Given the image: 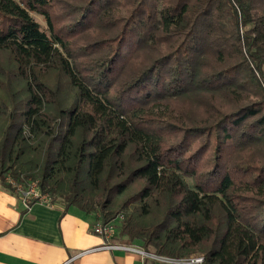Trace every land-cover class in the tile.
Listing matches in <instances>:
<instances>
[{
    "label": "trees",
    "instance_id": "trees-1",
    "mask_svg": "<svg viewBox=\"0 0 264 264\" xmlns=\"http://www.w3.org/2000/svg\"><path fill=\"white\" fill-rule=\"evenodd\" d=\"M0 51V188L264 264V0H0Z\"/></svg>",
    "mask_w": 264,
    "mask_h": 264
},
{
    "label": "crops",
    "instance_id": "crops-1",
    "mask_svg": "<svg viewBox=\"0 0 264 264\" xmlns=\"http://www.w3.org/2000/svg\"><path fill=\"white\" fill-rule=\"evenodd\" d=\"M91 222L58 202L27 208L0 188V264H175L125 249L135 246L95 234Z\"/></svg>",
    "mask_w": 264,
    "mask_h": 264
},
{
    "label": "rangeland",
    "instance_id": "rangeland-1",
    "mask_svg": "<svg viewBox=\"0 0 264 264\" xmlns=\"http://www.w3.org/2000/svg\"><path fill=\"white\" fill-rule=\"evenodd\" d=\"M34 16L40 23H42L43 25L45 24V22L41 16L36 15V14H34ZM13 71H14V67L11 65V60H10L9 54L5 51H0V84L1 85L8 82V77L13 76ZM13 83H14V80L11 84H13ZM2 94H3V90H1V88H0V95H2ZM8 103L10 104L11 107H13L11 101H8ZM8 110L10 113L11 108L9 106H8ZM132 192H133V189L131 190L130 193H132ZM125 197L126 196H124L122 198V200ZM56 202L62 204V202L59 199H57ZM47 203L52 204L54 202H52V200L50 198V201H48ZM122 219H123V215H120L117 219H115L114 221H112L109 224V226L111 227L110 236L113 238L116 237L115 238L116 241L127 242L128 244L134 245L135 247H137L141 250H144L146 252V250L143 248V244L140 241H138V240L131 241V240L127 239L126 237L119 236L118 224L120 223V220H122ZM98 223H100V222H98ZM98 223H96L95 225H97ZM150 250L151 251L149 253L148 252H146V253H148L150 255H156V254H154L152 249H150ZM157 256L161 257L160 255H157ZM194 256H203V255L200 253H193V254H188V255L182 256V257L174 258V260L187 259V258H191Z\"/></svg>",
    "mask_w": 264,
    "mask_h": 264
},
{
    "label": "built area",
    "instance_id": "built-area-1",
    "mask_svg": "<svg viewBox=\"0 0 264 264\" xmlns=\"http://www.w3.org/2000/svg\"><path fill=\"white\" fill-rule=\"evenodd\" d=\"M19 190L22 192L21 199L27 208L31 206L30 202H33V201L34 203L38 202L42 204H48L47 202L50 201V197L48 195L43 194L37 184H32V186L27 190H23L21 188H19ZM110 231H111L110 226L104 227L100 223H98L95 227L94 233L100 236L109 237ZM125 249L135 250L143 254H148L145 251L139 248H135V247L127 246L125 247ZM158 258H161L162 260L166 262H171L175 264H205V259L203 256H194L191 258L180 259V260H174V258L163 257V256L158 257Z\"/></svg>",
    "mask_w": 264,
    "mask_h": 264
}]
</instances>
